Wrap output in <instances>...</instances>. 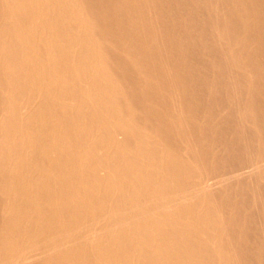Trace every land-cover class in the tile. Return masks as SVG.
Wrapping results in <instances>:
<instances>
[{
  "label": "bare ground",
  "instance_id": "obj_1",
  "mask_svg": "<svg viewBox=\"0 0 264 264\" xmlns=\"http://www.w3.org/2000/svg\"><path fill=\"white\" fill-rule=\"evenodd\" d=\"M158 3L0 0V264H232L187 133L136 123L137 102L177 91L159 77L177 43ZM114 53L137 73L135 98Z\"/></svg>",
  "mask_w": 264,
  "mask_h": 264
},
{
  "label": "rangeland",
  "instance_id": "obj_2",
  "mask_svg": "<svg viewBox=\"0 0 264 264\" xmlns=\"http://www.w3.org/2000/svg\"><path fill=\"white\" fill-rule=\"evenodd\" d=\"M165 1L155 0L166 13L162 17L163 10L159 11L158 24L170 27V43L176 42L174 51H181L175 53L185 51L188 58L182 65L173 64L174 52L175 57L164 59L170 61L159 77L177 91L172 98H157L155 106L137 102L136 123L154 131L187 133L191 149L181 143V152L199 165L201 181L206 184L204 195L229 227L224 242L232 264H264V0H238V4L234 0ZM167 5L175 12L166 9ZM238 5L249 22L248 30L237 17ZM169 11L176 14L175 23L168 17ZM118 54L112 58V66H117L112 67L116 68L113 72L127 86L129 97L135 98L141 90L137 73ZM60 74L63 77L65 72ZM0 78V86L5 88ZM93 80L90 76L79 79L83 91H90ZM34 94L42 98L38 91ZM2 104L0 124L6 112Z\"/></svg>",
  "mask_w": 264,
  "mask_h": 264
}]
</instances>
